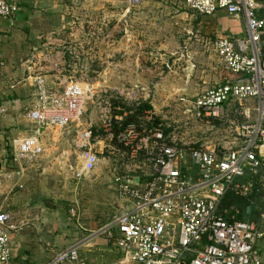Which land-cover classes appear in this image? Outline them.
<instances>
[{"label": "built area", "instance_id": "1", "mask_svg": "<svg viewBox=\"0 0 264 264\" xmlns=\"http://www.w3.org/2000/svg\"><path fill=\"white\" fill-rule=\"evenodd\" d=\"M124 1L130 8L143 3ZM260 1L183 0L185 8L199 16L222 12L243 21L244 36L221 35L203 41L205 52L216 60L221 82L197 96L177 95L173 100L186 125L193 128L223 124L233 110L241 121L219 139L171 140L151 112L114 134L107 116L111 109L104 106L100 123L131 152L132 160L140 155L149 160L148 170L138 166L117 175L122 211L87 239L103 237L111 242L120 256L116 264H261L257 243L262 232L223 207L231 193L247 197L254 187L264 188V18L259 16ZM17 14L12 0H0V20H11ZM63 55L59 58L57 51L44 49L22 63V83L33 89L35 103L23 113L34 126L33 134L12 141V161L20 175L44 154L45 132L81 125L86 106L98 97L90 79L70 74ZM116 94L134 103L140 98L125 87ZM116 109L122 112L119 106ZM126 115L115 116L116 123ZM4 116L0 105V122ZM89 129L78 131L74 142L80 160L78 177L88 175L98 163ZM247 175L251 180L243 182ZM20 228L9 214L0 212V264H12V234ZM81 245L57 252L49 264H87L79 260Z\"/></svg>", "mask_w": 264, "mask_h": 264}, {"label": "crops", "instance_id": "2", "mask_svg": "<svg viewBox=\"0 0 264 264\" xmlns=\"http://www.w3.org/2000/svg\"><path fill=\"white\" fill-rule=\"evenodd\" d=\"M12 2L18 7V14L11 20H0V105L5 109V116L0 122V212L9 214L13 223L21 226L17 233L12 234V264H49L57 252L79 244H82L79 249L80 262L116 264L120 256L111 242L100 238L87 242L88 236L84 238L85 235L80 230L75 232L69 227L71 223L57 205L54 190L47 181L53 173L50 166L53 165L52 160L47 154H43L37 164L35 163L36 166L33 169L30 167L31 170L25 171L22 175L18 173V167L12 161V141L15 138L32 135L34 129V126L23 118L24 111L34 106L35 98L33 89L22 83L25 75L22 63L35 53L46 49L57 51L59 58L64 54V63L70 68L67 45L72 35L69 31H72V28L69 26V19L80 18L82 23L85 17L97 18L99 24L88 27L90 43L86 41L87 48L96 51L91 57L97 65L113 66L104 71V68H101L99 74L102 76L98 74V79L102 80L109 74L106 79L110 81L114 73H117L122 79L123 76L132 78L134 75L133 79L140 82L142 80L140 78L147 74L139 67L136 77L130 68L135 61L144 66L147 61L160 60L163 50H168L173 55L181 49L174 39L178 32L174 28L166 32L171 36L169 43L161 44L163 36H155L154 40H151L156 33L162 34L160 27L157 26L162 22L169 23L170 19L174 21L186 19L183 31L186 35L194 34L196 29L191 18L195 13L185 8L183 0H143L139 8H136L140 16L138 19L144 26H132L133 32L142 37L141 41L136 42L133 38H113L117 29L120 32L128 31V25L113 26L114 19L110 13L114 14L115 10L111 12L109 9L123 3L122 0H12ZM260 3L262 8L259 10V16L264 18V0ZM121 12V20L125 23L127 11L125 9ZM202 17L210 19L208 26L201 28L203 32L199 37L202 42L214 40L221 35L231 38L244 36L241 19L222 14ZM101 18L106 20H100ZM79 26L74 28L73 33H79L77 37L80 39L85 31L82 24ZM82 46L83 44L79 43V48ZM69 72L74 74L72 68ZM219 76L218 83L221 82V72ZM49 82L53 84L51 79ZM228 116L241 121L233 110L228 112ZM96 122L94 120L89 123L93 125ZM49 135L50 132L47 130L42 136L43 143L48 140ZM63 173L57 172L54 179L62 183ZM260 190L249 200L243 212L237 209L233 200L231 202L227 199L223 201V205L229 203V208L232 209L229 211L237 212L238 220L256 225L262 232L257 250L261 264H264V188ZM117 200L122 206L118 191ZM251 208L254 209V220L245 221L251 215Z\"/></svg>", "mask_w": 264, "mask_h": 264}, {"label": "rangeland", "instance_id": "3", "mask_svg": "<svg viewBox=\"0 0 264 264\" xmlns=\"http://www.w3.org/2000/svg\"><path fill=\"white\" fill-rule=\"evenodd\" d=\"M122 2L109 8L111 12L115 10L114 14L110 13L114 19L112 24L114 27H121L120 24L128 25V31L120 32L117 29L113 34V38L121 37L120 39H122V37H127L133 38L136 42L141 41L142 37H139L140 35L133 32L132 29L134 25L144 26V23H141V20L138 19L140 18L139 7L130 8L124 0ZM125 9L127 12L125 13L124 19L126 22L124 23L120 16H122L121 10ZM218 14L225 15L222 12ZM170 20L167 24L162 22L157 26L160 27L162 34L156 33L151 37L153 38L151 40H154L155 36H163L164 38L160 41L161 44L169 43L171 36L166 32L170 28H174L178 30L177 34L174 35V39L181 49L173 55L168 50H163L160 60L147 61L144 66H140L135 61V64L130 68L134 71L136 77L139 67L141 71H146L147 74L141 77L142 80L139 82L133 79L134 75L131 76L132 78L123 76L124 79H122L117 73H114L110 81L106 79L109 74L105 75L102 80L98 79L101 68H104V71L106 68L113 67L112 65H97L91 57L96 51L87 48L86 41L90 43V39H88L90 36L87 33L88 27L98 25V19L85 17L82 23L80 18L72 17L69 19V26L72 28V31H69L72 32V35L67 45L69 48L67 51L68 57L70 58L69 70L71 71L72 68L77 77L90 79L95 84L98 97L86 106L81 125H72L66 130L49 129V138L44 142V154H47L52 160L53 165L50 166L53 173L47 181L50 182V186L54 190L53 194L56 196L57 205L70 221L69 227L75 232L80 230L85 235L84 238L110 224L113 218L122 211V207L117 200L115 181L118 172L132 171L138 166H143L145 170L149 169V160L146 157L140 155L137 160H132L131 152L124 149L116 141L112 133L108 131L109 127L100 123L99 117L104 116V106L111 109L110 115L107 114V116L111 119L114 134L118 133H115L116 121L114 117H119L123 112H127L126 108H133V106H139L145 102H148L151 106V110L147 112H151L157 123L162 122L164 124L168 137L174 141L187 142L191 137H194L195 140L208 138L211 142H214L226 131L232 129L234 123H238L236 119L230 117L223 124L211 123L209 126L201 124L196 128L186 125L185 118L173 103L175 96H197L219 82L220 70L217 68L215 58L205 52L204 43L199 37L203 32L201 28L208 26L210 19L194 14L191 22L196 32L189 35H186L183 31L186 19ZM80 24H82V28L86 33L83 32L82 37L79 39L77 37L79 33L73 32L75 27H80ZM79 43L83 44L82 48H79ZM156 75L157 77H155ZM122 87L129 89L131 93L135 91L138 96L141 94L137 103H134V100L117 98L116 90ZM118 106L123 107L125 111L122 109V112H119L116 109ZM94 120L97 121L95 124L89 123L90 121L94 122ZM136 121L138 122L139 119ZM136 121L133 123H137ZM86 122L89 124L86 125ZM87 127L90 128L91 148L97 156L98 163L88 175L78 177L77 171L80 160L74 142L78 131ZM212 127L213 130H211ZM36 164L33 165L32 169ZM59 171L64 172L62 183L54 179ZM253 214L254 209L251 208V215L245 221H253ZM100 239L105 238L100 237Z\"/></svg>", "mask_w": 264, "mask_h": 264}, {"label": "trees", "instance_id": "4", "mask_svg": "<svg viewBox=\"0 0 264 264\" xmlns=\"http://www.w3.org/2000/svg\"><path fill=\"white\" fill-rule=\"evenodd\" d=\"M121 108L123 109V107H121ZM149 110H151V106L149 105L148 102L142 103L139 106H133V108L132 107L126 108L128 115L122 119V122L115 124V127H114L115 133L123 130L128 124H132L133 122H135L137 119L142 117L145 112H147ZM251 178H252L251 176L247 175L243 178V182L249 181V180H251ZM254 182L258 183L256 181H254ZM259 190H260V187H258V186L254 187L252 193L247 197H241V196H238L236 194L231 193V194L227 195L223 201H225V200L227 201V199L231 200V202H232V200L235 201L237 209H239V211L243 212V210H246L245 207L249 204V200L252 199L254 196H256L257 193L259 192ZM224 205H223L224 209L232 210L229 208V203H224ZM239 221H242V220L239 219Z\"/></svg>", "mask_w": 264, "mask_h": 264}]
</instances>
